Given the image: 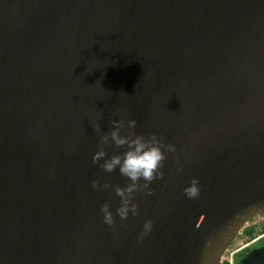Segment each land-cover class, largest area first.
<instances>
[{
  "label": "water",
  "instance_id": "obj_1",
  "mask_svg": "<svg viewBox=\"0 0 264 264\" xmlns=\"http://www.w3.org/2000/svg\"><path fill=\"white\" fill-rule=\"evenodd\" d=\"M120 119L176 147L123 222L114 190L91 187L130 183L92 163L93 125ZM256 217L264 0H0V264H222ZM239 264H264V245Z\"/></svg>",
  "mask_w": 264,
  "mask_h": 264
},
{
  "label": "clouds",
  "instance_id": "obj_2",
  "mask_svg": "<svg viewBox=\"0 0 264 264\" xmlns=\"http://www.w3.org/2000/svg\"><path fill=\"white\" fill-rule=\"evenodd\" d=\"M112 129L108 132H101L100 124L93 125L94 131L99 134L98 150L92 156V163L99 164V167L107 173L119 170L120 175L126 177L130 183L124 187L120 185H110L109 183L101 184L100 179L91 181V187L94 190H107L112 188L115 195L120 198V205L116 209V215L120 221H126L129 214L138 216L139 204L134 202L136 193L144 192L146 196L154 194L150 185L153 181L163 180L164 162L168 153H175L176 147L172 143H165L162 136L156 133H150L146 138L143 135L135 133L137 127L136 119H120L111 121ZM126 134L122 135L121 132ZM107 147L115 146L117 148H126L123 153L109 156ZM103 161V163H99ZM178 162V161H177ZM179 172L180 169L177 168ZM143 181V182H141ZM199 180L192 178L189 186L184 188V195L189 199H196L200 195ZM103 223L109 228H115L116 221L110 204L105 202L100 206ZM153 221L145 220L143 230L141 231L138 242L152 231Z\"/></svg>",
  "mask_w": 264,
  "mask_h": 264
},
{
  "label": "rangeland",
  "instance_id": "obj_3",
  "mask_svg": "<svg viewBox=\"0 0 264 264\" xmlns=\"http://www.w3.org/2000/svg\"><path fill=\"white\" fill-rule=\"evenodd\" d=\"M264 245V218L256 217L248 222L229 246L222 264H239L249 250Z\"/></svg>",
  "mask_w": 264,
  "mask_h": 264
},
{
  "label": "built area",
  "instance_id": "obj_4",
  "mask_svg": "<svg viewBox=\"0 0 264 264\" xmlns=\"http://www.w3.org/2000/svg\"><path fill=\"white\" fill-rule=\"evenodd\" d=\"M228 248H229V247H228ZM227 250H228V249H227ZM227 250H226V251H227ZM224 254H225V253H224ZM223 256H224V255H223ZM222 258H223V257H222Z\"/></svg>",
  "mask_w": 264,
  "mask_h": 264
}]
</instances>
